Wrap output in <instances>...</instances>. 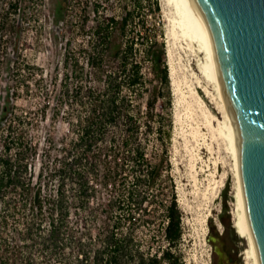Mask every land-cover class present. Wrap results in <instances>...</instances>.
<instances>
[{"label": "trees", "instance_id": "16d2710c", "mask_svg": "<svg viewBox=\"0 0 264 264\" xmlns=\"http://www.w3.org/2000/svg\"><path fill=\"white\" fill-rule=\"evenodd\" d=\"M66 3L54 1V22ZM147 12L161 23L159 0H91L87 45L67 43L60 82L44 91L42 116L49 110L66 133L47 139L37 169L23 115L8 97L0 106V264H181L172 252L183 228L168 159L164 32L143 27ZM154 133L161 152L152 158ZM154 191L168 197L159 204L168 246L160 256L146 253L139 236Z\"/></svg>", "mask_w": 264, "mask_h": 264}, {"label": "rangeland", "instance_id": "374dc122", "mask_svg": "<svg viewBox=\"0 0 264 264\" xmlns=\"http://www.w3.org/2000/svg\"><path fill=\"white\" fill-rule=\"evenodd\" d=\"M54 1L0 0V106L8 97L16 112L23 115V125L37 148L33 161L36 169L47 139L53 137L58 141L66 133L62 122L50 119L49 110L42 116L47 101L44 91H52V83L58 86L60 82L67 43L75 49L84 47L91 34V0H67L59 23L54 22L52 14ZM159 4L161 23L158 25L157 18L147 12L143 15V27L152 33L162 27L165 48L171 50L170 54L173 52L174 78L179 88L174 93L170 84L172 128L168 159L177 205L182 212L183 233L172 252L179 256L181 264H216L218 248L228 264L236 260L244 264L243 252L248 243L235 232L231 222L236 188L232 157L221 140L211 136L205 127H200L199 134L194 133L199 118L190 112L188 102L195 58L186 40L179 39L174 45L170 39L167 41L171 11L162 0ZM142 29L136 22L131 32L138 36ZM16 66L24 69L22 76L15 71ZM30 73L33 76L27 80ZM147 96L143 93L139 100L143 111ZM149 141L153 158L161 152L157 134H150ZM167 198L166 193L153 192V202L144 216L146 222L139 230L141 246L151 255L160 256L168 248L163 236L165 219L159 206ZM209 237L215 242H209Z\"/></svg>", "mask_w": 264, "mask_h": 264}, {"label": "water", "instance_id": "95a60500", "mask_svg": "<svg viewBox=\"0 0 264 264\" xmlns=\"http://www.w3.org/2000/svg\"><path fill=\"white\" fill-rule=\"evenodd\" d=\"M189 2L232 118L248 230L256 263L264 264V0Z\"/></svg>", "mask_w": 264, "mask_h": 264}, {"label": "bare ground", "instance_id": "6f19581e", "mask_svg": "<svg viewBox=\"0 0 264 264\" xmlns=\"http://www.w3.org/2000/svg\"><path fill=\"white\" fill-rule=\"evenodd\" d=\"M162 1L167 7H170L169 9L171 11V16H169L168 19L170 22V28L167 30L168 32H166V37H168L167 41L170 39L172 45H174L179 39L186 40L187 46L191 50L190 53L192 52L195 58V71H193L192 80H190L192 83L190 84V99L188 102V105L191 107L190 112L192 111L199 118L196 122L194 133L199 134L200 127H205L206 130L211 133V136H216V138L221 140L226 151L229 152L232 157L234 179L236 180L234 208L233 211L230 212L232 214V228H234L235 232L239 234L240 237L246 239L248 243V248L243 252L244 264H257L250 239L240 189L233 122L218 85L215 69L202 26L196 17L189 0ZM170 51L171 50L169 49L166 50L169 79L171 82L170 84L174 87V93H178L179 88L175 80L176 77L174 78L175 69L173 67L171 56L173 52L170 54ZM212 110H214L215 113H213ZM220 140H218V143ZM221 186L222 183L219 182L218 188ZM216 192L217 191L213 194V198L215 197Z\"/></svg>", "mask_w": 264, "mask_h": 264}, {"label": "flooded vegetation", "instance_id": "af4514ba", "mask_svg": "<svg viewBox=\"0 0 264 264\" xmlns=\"http://www.w3.org/2000/svg\"><path fill=\"white\" fill-rule=\"evenodd\" d=\"M216 264H219V258L217 259ZM222 264H228V261L225 259H222ZM234 264H242V263L236 260Z\"/></svg>", "mask_w": 264, "mask_h": 264}]
</instances>
